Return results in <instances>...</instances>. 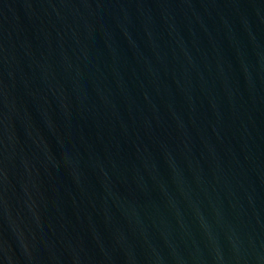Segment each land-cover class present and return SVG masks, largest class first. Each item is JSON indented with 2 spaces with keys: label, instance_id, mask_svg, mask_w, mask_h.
I'll return each mask as SVG.
<instances>
[{
  "label": "water",
  "instance_id": "water-1",
  "mask_svg": "<svg viewBox=\"0 0 264 264\" xmlns=\"http://www.w3.org/2000/svg\"><path fill=\"white\" fill-rule=\"evenodd\" d=\"M0 264H264V0H0Z\"/></svg>",
  "mask_w": 264,
  "mask_h": 264
}]
</instances>
